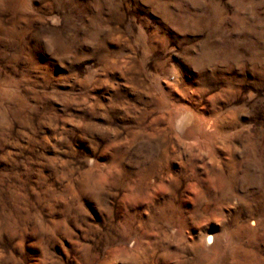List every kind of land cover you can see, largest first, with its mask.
<instances>
[{
	"label": "rangeland",
	"instance_id": "1",
	"mask_svg": "<svg viewBox=\"0 0 264 264\" xmlns=\"http://www.w3.org/2000/svg\"><path fill=\"white\" fill-rule=\"evenodd\" d=\"M0 264H264V0H0Z\"/></svg>",
	"mask_w": 264,
	"mask_h": 264
},
{
	"label": "bare ground",
	"instance_id": "2",
	"mask_svg": "<svg viewBox=\"0 0 264 264\" xmlns=\"http://www.w3.org/2000/svg\"><path fill=\"white\" fill-rule=\"evenodd\" d=\"M172 125L179 136L192 139L193 131L200 125V119L191 110L183 109L173 115ZM202 240L206 250H214L222 242V239L217 234L212 233V230L206 231Z\"/></svg>",
	"mask_w": 264,
	"mask_h": 264
}]
</instances>
